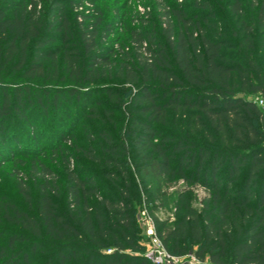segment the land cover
I'll return each mask as SVG.
<instances>
[{
  "label": "trees",
  "instance_id": "obj_1",
  "mask_svg": "<svg viewBox=\"0 0 264 264\" xmlns=\"http://www.w3.org/2000/svg\"><path fill=\"white\" fill-rule=\"evenodd\" d=\"M119 2L76 23L79 0H0V164L32 155L22 121L66 175L42 163L36 196L17 183L26 209L0 207V264H155L140 207L172 255L264 264V0H178L159 31L126 27L136 45L124 52L110 37L128 13ZM92 83L128 121L115 130L114 111L95 109L89 140L42 142L31 110L46 117Z\"/></svg>",
  "mask_w": 264,
  "mask_h": 264
},
{
  "label": "rangeland",
  "instance_id": "obj_2",
  "mask_svg": "<svg viewBox=\"0 0 264 264\" xmlns=\"http://www.w3.org/2000/svg\"><path fill=\"white\" fill-rule=\"evenodd\" d=\"M113 1L115 0H94L95 3H93L91 0H79V3L74 8L72 13L69 12V14L72 15V18L74 16V13H78V18H76V23L79 22H85L87 23L88 18H92V16L97 14L96 6L101 5V8L103 9V12L108 13L113 16V12L110 11V9H113ZM121 3H127V11L128 13L125 19L119 20L120 22L117 23L118 28H115L111 31L110 37L115 39L120 38L121 42H118L115 44L117 48L121 52H124L125 50L128 51L130 49H134V46L136 45V40L131 37L130 31L126 29L128 26L137 27L138 28H150L154 30H160V21L162 19V22H167L168 20H176L175 16L173 15V9L178 6V0H119ZM182 1V0H179ZM251 1V0H247ZM260 1V0H259ZM119 2V3H120ZM188 3V2H187ZM190 3V2H189ZM118 5V4H117ZM82 8H78L81 7ZM116 5L114 4V8ZM259 7L257 4L256 6ZM126 9V8H124ZM193 11H201V10H194V8L189 7L187 9V12L191 14ZM74 12V13H73ZM123 11L118 12L122 13ZM116 14V13H114ZM131 14L134 15V19L131 17ZM81 17V18H80ZM75 18V17H74ZM110 18V17H109ZM105 19L107 17L105 16ZM75 20V19H74ZM73 20V21H74ZM144 31V30H143ZM152 31V30H151ZM121 33V36L119 35ZM107 42V41H106ZM147 42L143 43L142 51L144 53V47H147ZM147 52H149L147 50ZM58 80L50 81V84L57 83ZM110 80L109 82H111ZM69 81L60 82L58 85H68ZM68 83V84H67ZM98 87L95 86L92 83V86L87 87L84 89V95L81 97V100L77 101L73 98L72 103H68L65 101L66 94L65 92H62L61 98H63L61 104L59 106H54L53 104H50L49 110L51 111L48 116H44V113L41 111V109H35L31 110L34 114L33 116V125L37 127V130L40 129L42 133L44 134V139L42 142H45V139H48V137L51 138L50 143L53 145L55 143V137L60 134L61 130H66L68 132L72 133V137L74 136L77 139L84 138L88 139L87 133L82 132V127H86L90 130H94L96 128H99L102 126V123H100L99 127L96 126L95 121L99 122L98 118H92L88 114L95 110L99 114H102V112L107 111H114L111 117L112 119H115L119 121L120 123L116 121L109 122L108 125L110 127H115V130L122 127L123 121L127 122V116L124 115V110L120 108V106L115 103L113 99H108V96L101 92V90ZM102 87V86H101ZM55 91V90H54ZM56 92V91H55ZM98 101L102 103H98ZM65 106L69 107V111L66 110ZM90 122V123H89ZM124 122V123H125ZM107 123V122H106ZM104 124V123H103ZM19 132L21 134V143L22 145L27 146L31 150L30 156L25 155L22 151L17 152L15 156L11 160H7L5 162H2L0 164V207H5L8 204L19 206L21 209H26V205L24 201H22L21 196L19 194V190L17 188V183L22 179V177H25L27 179V182L34 192V196L37 195V188L34 187V182L36 181L34 177L38 178L40 177V170L42 163L47 165L48 167H51L56 174V177H59L58 182L63 181V177H66L64 173V169L62 165L57 164V162H60L59 159L55 162L54 155L50 150H47L45 153H39V148L41 147V144L38 142V139L34 134L33 130L28 126L24 125V123L21 121V124L19 126ZM59 136V135H58ZM94 137V136H93ZM82 143V142H79ZM21 145V147H22ZM49 147L50 144H47ZM6 149L9 148V145L5 146ZM13 156L12 154L7 155L8 157ZM34 156H36L34 158ZM51 156V158H49ZM77 167V166H76ZM100 177V176H98ZM34 179V180H33ZM40 181V180H38ZM183 180H180L179 183H183ZM169 191H173V189H170ZM195 191L198 195V203L196 204L197 209H201L200 202L203 200L205 196V190L204 187L199 185L197 188H195ZM36 200H34L33 205H36ZM143 207H140V210L138 212L139 218H142L141 214ZM2 211V210H1ZM2 212H0V215ZM142 227V226H141ZM142 232H144V228L142 227ZM145 235V234H144ZM4 236H0V246L4 245L6 242L3 240ZM193 255V254H192Z\"/></svg>",
  "mask_w": 264,
  "mask_h": 264
},
{
  "label": "built area",
  "instance_id": "obj_3",
  "mask_svg": "<svg viewBox=\"0 0 264 264\" xmlns=\"http://www.w3.org/2000/svg\"><path fill=\"white\" fill-rule=\"evenodd\" d=\"M78 8H82V6ZM257 102L264 106V99L262 97H257ZM141 216L142 218H139V220L145 232V239L143 242L145 247L144 255L151 262L155 264H216L208 259L200 260L192 254L185 256L172 255L164 248L161 240L157 236L151 218L147 217L145 212H143ZM171 216H174V214H171Z\"/></svg>",
  "mask_w": 264,
  "mask_h": 264
}]
</instances>
